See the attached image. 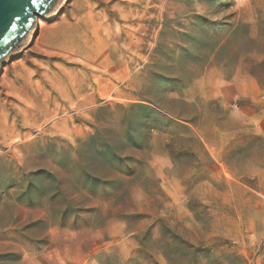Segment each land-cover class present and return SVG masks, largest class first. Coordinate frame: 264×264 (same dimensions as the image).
Instances as JSON below:
<instances>
[{
  "label": "rangeland",
  "instance_id": "obj_1",
  "mask_svg": "<svg viewBox=\"0 0 264 264\" xmlns=\"http://www.w3.org/2000/svg\"><path fill=\"white\" fill-rule=\"evenodd\" d=\"M46 23L2 73L0 264H264V0Z\"/></svg>",
  "mask_w": 264,
  "mask_h": 264
},
{
  "label": "water",
  "instance_id": "obj_2",
  "mask_svg": "<svg viewBox=\"0 0 264 264\" xmlns=\"http://www.w3.org/2000/svg\"><path fill=\"white\" fill-rule=\"evenodd\" d=\"M58 1L44 0L43 4L38 2L34 6L30 0H0V71L28 34L37 28L38 16L47 17Z\"/></svg>",
  "mask_w": 264,
  "mask_h": 264
},
{
  "label": "bare ground",
  "instance_id": "obj_3",
  "mask_svg": "<svg viewBox=\"0 0 264 264\" xmlns=\"http://www.w3.org/2000/svg\"><path fill=\"white\" fill-rule=\"evenodd\" d=\"M70 2V0H59L51 9H50V12L48 13L47 17H45L44 19L41 18L40 16H38V26L36 29H33L27 36V38L24 40V42L19 46V48L16 50V52L9 58L6 60V62L2 65L1 67V71H0V85L2 84L3 82V78H4V75L2 76V73L3 71H7V68L12 65V63L16 60V58H18L19 56L23 55L26 51H30L33 47V44H34V41H35V37H36V34L39 30L43 31L44 28L46 27L45 24H47L46 22H50L54 19H56L66 8V6L68 5V3ZM137 11V10H136ZM129 16V15H128ZM135 18V17H134ZM140 20V19H139ZM141 21V20H140ZM139 21V22H140ZM137 29V28H136ZM105 31V30H104ZM137 30H132L130 36L133 37L135 36V32ZM126 32V31H125ZM119 33V32H118ZM141 34V33H140ZM40 40V39H39ZM126 40V39H125ZM140 41V40H139ZM39 43V41L37 42V44ZM142 44V43H140ZM126 46H128L129 48H131L132 45H130V43H127ZM137 50L139 49V47L136 48ZM10 68V67H9ZM95 69V68H94ZM98 70V69H97ZM100 70V68H99ZM111 70H109V73H110ZM128 78V77H127ZM117 79V78H116ZM126 79V78H125ZM76 85V84H75ZM99 85V84H98ZM45 84L42 83L41 85V88L44 89L45 88ZM74 86V85H73ZM81 89V88H80ZM42 91V90H41ZM46 91V90H45ZM81 91V90H80ZM68 93V92H67ZM78 93V92H77ZM67 96V94H66ZM77 96V95H76ZM103 96L107 99H110L111 98V93L110 91L108 90H105L104 93H103ZM10 97V96H9ZM46 98V97H45ZM49 98V97H48ZM112 99V98H111ZM46 100V99H45ZM68 100H70L71 104L72 105H76L77 108H81V107H84L86 106L87 102L89 101L90 102V99L87 98V99H84L82 101L83 104L79 103V101H76L75 97L72 96V97H69ZM32 102V101H31ZM44 102V101H43ZM45 104V103H44ZM13 108V106H12ZM22 108V107H21ZM23 109V108H22ZM21 109V110H22ZM63 109V108H62ZM27 112V111H26ZM63 112V111H62ZM56 114H58L59 112L56 111L55 112ZM54 112H51L49 114H47L48 116H51L52 115V118L49 119L51 122L54 123V121L57 119L54 117L55 115ZM31 115V114H30ZM26 117V116H25ZM28 117V116H27ZM54 118V119H53ZM79 118V117H78ZM48 121V119L46 120ZM50 122V123H51ZM5 124V123H3ZM46 125V124H45ZM59 126L60 124L58 123L57 125V128L55 129H58L59 130ZM5 127V126H4ZM45 127V126H44ZM2 128V127H1ZM7 128V127H6ZM5 129V128H4ZM6 130V129H5ZM76 132V131H75ZM41 134V133H40ZM12 135H9V137H11Z\"/></svg>",
  "mask_w": 264,
  "mask_h": 264
},
{
  "label": "snow or ice",
  "instance_id": "obj_4",
  "mask_svg": "<svg viewBox=\"0 0 264 264\" xmlns=\"http://www.w3.org/2000/svg\"><path fill=\"white\" fill-rule=\"evenodd\" d=\"M38 2L41 3V4H43L44 3V0H30V3L32 5H34V6L37 5ZM210 2H211V0H210ZM16 19H19V17H16ZM191 23H192V27L193 28H196L197 27L194 20ZM13 28H15V25H13ZM186 48H187L186 45H184V46L178 45L177 46V51L178 52H185ZM157 80L159 81V83H158L157 86H159V87H165L167 85V81L162 80L160 78H157ZM145 115L148 116L149 114L146 113ZM248 139L251 141L253 138L252 137H249ZM3 179H4V177L3 176H0V183L3 182ZM206 255H209L210 256L211 255V250H209V253H206ZM209 264H212L211 260L209 261Z\"/></svg>",
  "mask_w": 264,
  "mask_h": 264
}]
</instances>
